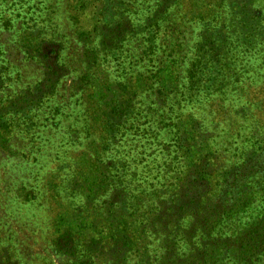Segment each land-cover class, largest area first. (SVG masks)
Wrapping results in <instances>:
<instances>
[{
    "label": "rangeland",
    "instance_id": "1",
    "mask_svg": "<svg viewBox=\"0 0 264 264\" xmlns=\"http://www.w3.org/2000/svg\"><path fill=\"white\" fill-rule=\"evenodd\" d=\"M263 39L264 0H0V264H201L159 201L257 218Z\"/></svg>",
    "mask_w": 264,
    "mask_h": 264
},
{
    "label": "trees",
    "instance_id": "2",
    "mask_svg": "<svg viewBox=\"0 0 264 264\" xmlns=\"http://www.w3.org/2000/svg\"><path fill=\"white\" fill-rule=\"evenodd\" d=\"M249 38H247L246 44L249 43ZM261 43L264 45V39L261 40ZM119 88L123 89L124 86H120ZM114 104L115 103H112L110 110L115 115H118L120 114V111H118L120 107H115ZM111 119H114L113 116L112 118H109V120ZM115 135V133L108 134L106 137L107 142L109 143L114 140ZM179 139L180 138L178 137L177 140ZM193 165L194 164H190L188 167ZM194 168V170L189 171L190 179H197L204 169V167L201 169L200 165H197ZM254 174L256 175L257 173ZM223 181L221 183H223ZM175 203L177 204L175 205ZM157 206L160 207L159 211H170L168 215L157 217L158 225L164 231H168V227L172 230L179 229L181 222H183L186 217H189L191 221L190 226H193L188 232L186 231L185 236L187 238H192L198 231L201 232L203 238H200L195 245L196 255L201 257V264H207V262L204 261V256H206L207 253L204 249L202 251L198 249H202L207 244L210 245L211 243L212 248L209 249L212 253L219 251L220 253L224 254L226 258H232L246 263L251 262L252 259L257 258L258 255H264V211H262V213L257 218L252 219L249 223L242 227L237 233L234 234V236L221 240L215 237L211 239V234L214 236V231L217 225L220 223L222 217L225 215L231 216L240 209L245 208L246 205L239 209L229 208L228 211H201L200 208L202 205L200 200L198 202L188 203L184 201L183 198L175 197L169 202L161 200L157 203ZM217 206L219 207L220 205L218 204ZM195 209L197 211H195ZM156 233L157 232L154 231V234ZM153 262H157V260L150 261V259H147L146 264H152ZM167 262L168 261H162L159 262V264H168ZM212 264L216 263L214 262Z\"/></svg>",
    "mask_w": 264,
    "mask_h": 264
}]
</instances>
